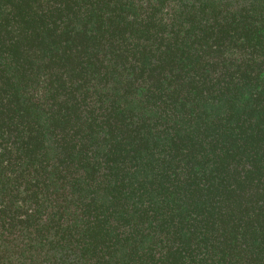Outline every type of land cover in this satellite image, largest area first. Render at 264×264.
I'll return each instance as SVG.
<instances>
[{
	"label": "trees",
	"instance_id": "trees-1",
	"mask_svg": "<svg viewBox=\"0 0 264 264\" xmlns=\"http://www.w3.org/2000/svg\"><path fill=\"white\" fill-rule=\"evenodd\" d=\"M0 264H264V0H0Z\"/></svg>",
	"mask_w": 264,
	"mask_h": 264
}]
</instances>
